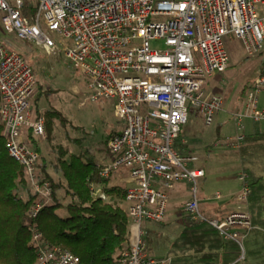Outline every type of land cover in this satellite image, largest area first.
I'll return each instance as SVG.
<instances>
[{
	"label": "built area",
	"instance_id": "1",
	"mask_svg": "<svg viewBox=\"0 0 264 264\" xmlns=\"http://www.w3.org/2000/svg\"><path fill=\"white\" fill-rule=\"evenodd\" d=\"M34 1L31 5L26 0H0L5 31L47 54L62 48L69 67L85 76L91 99L114 100V116L123 123L107 143L112 159L100 172L108 179L120 168L130 171L124 209L130 230L115 264H174L173 256L148 253L144 224L165 220L170 207L166 189L180 183L189 187L185 212L215 228L225 241L235 242L241 248L237 262L245 260L243 243L254 229L251 214L239 207L223 218L208 219L199 190L206 172L191 166L198 158L183 154L178 141L189 105L208 127L223 110V97L206 95L204 88L230 67L225 38L231 35L248 58L264 52V0ZM51 35H57L62 46ZM152 43L163 47L152 48ZM37 87L33 68L0 41V121L9 156L25 168L30 188L39 197L31 218L54 203L51 182L40 172L41 153L25 139L29 132L37 143L47 141L46 118L42 111L34 113L31 104ZM262 93L264 75L248 87L245 111L231 115L237 131L227 138L229 148H242L246 120L264 126ZM249 178L245 171L238 175L241 189L236 200L241 204H247L251 194ZM90 187L95 199H109L102 187ZM213 200L222 201L221 194L215 193ZM33 241L35 264H82L38 232Z\"/></svg>",
	"mask_w": 264,
	"mask_h": 264
},
{
	"label": "rangeland",
	"instance_id": "2",
	"mask_svg": "<svg viewBox=\"0 0 264 264\" xmlns=\"http://www.w3.org/2000/svg\"><path fill=\"white\" fill-rule=\"evenodd\" d=\"M8 1L13 4V0ZM26 2L35 4L34 0H26ZM31 13H35L34 8ZM1 18L0 12V41L7 49L23 56L33 68L37 78L38 87L31 104L34 113L42 111L46 118L47 141L38 144L41 147L42 164L46 165L50 178L56 183L63 180L55 168L61 151L66 154L67 159L71 155H82L97 164L101 161L107 163L111 153L106 141L113 132L123 126V123L117 121L114 116L115 101L109 99L93 101L85 76L69 67L61 51L62 48L56 54H47L43 49L19 39L15 34L7 33ZM41 25L45 27L43 18ZM51 36L62 46L57 35ZM61 41L64 45H71L69 40ZM225 45L230 56V67L208 80L204 88L206 95L217 94L223 97V110L216 116L214 124L208 127L203 115L189 105L188 121L182 128V136L190 142L193 141L189 144L179 141L180 145H178L181 148L185 145L189 148L188 152L183 149V154H193L192 156L198 158L197 162L191 164L192 167L203 168L206 172V177L199 181L200 199L205 196L212 200L214 194L219 192L222 196L221 203H226V207L232 210L241 207L254 217V229L249 232L243 243L246 259L240 264H264V179L260 180L259 176L264 172V141H261L259 148L255 149V156L247 155L250 147L242 146L239 150H233L227 146V138L237 131L232 123L231 114L245 111L246 91L264 70V52L246 57L241 46L231 35L225 38ZM154 47H163V43H152V48ZM40 94V100L36 101ZM260 99L264 102V93L261 94ZM50 111L60 114L63 121L51 113L46 116L45 113ZM47 120L51 124L47 125ZM218 122L220 128L217 127ZM245 123L246 130L259 126L253 124L251 120H246ZM241 171L248 173L251 183L253 181L257 183L251 186L247 204H241L236 200L241 189L238 179ZM129 173V169L126 168L113 171L108 184L126 189L129 185L120 183V180L129 177ZM261 187L263 189L259 192ZM166 192L172 197L178 192L183 194L182 197L190 195L189 189L187 194L185 184L175 185L173 189H166ZM19 194L26 198L27 190L21 187ZM58 196L63 204L69 203L63 190L58 192ZM173 200L162 226L148 222L144 226H146L145 241L148 245V253L156 257L173 256L176 260L183 257L184 252L186 256L191 253L187 250L183 252L181 249L178 251L175 247L182 231V222L187 215L184 210L187 199L173 198ZM201 202L202 207H205L204 202ZM115 204L125 210L128 207L127 203L121 201ZM204 213L208 219L214 216L211 209L205 210ZM59 214L62 217L66 216L64 211H60ZM147 238L150 243L147 242ZM239 254L241 255V248Z\"/></svg>",
	"mask_w": 264,
	"mask_h": 264
},
{
	"label": "trees",
	"instance_id": "3",
	"mask_svg": "<svg viewBox=\"0 0 264 264\" xmlns=\"http://www.w3.org/2000/svg\"><path fill=\"white\" fill-rule=\"evenodd\" d=\"M263 75L264 70L260 76ZM40 96L36 101L40 100ZM49 113L63 121L60 114L50 111L45 115ZM49 123L47 120V125ZM114 134L109 136L106 144ZM25 139L41 153V147L31 133L28 132ZM65 155L61 151L55 167L63 178L58 183L50 178L41 158L40 172L51 182L54 203L31 218L29 214L39 197L30 188L25 168L9 156L4 125L0 123V264H35L33 236L37 232L52 245L79 257L82 264L117 262L119 253L128 241L130 218L115 203L125 202L127 190L119 186L109 187L110 178H101L103 166L94 163V160H87L82 155H71L67 159ZM91 184L102 187L109 199H95ZM255 184L256 181L250 182V186ZM21 187L27 190L26 198L19 194ZM60 190H63L69 203H62L58 196ZM60 211H64L66 216L62 217ZM156 224L162 226L163 221ZM175 247L178 251L187 250L191 255L186 256L184 252V256L174 260V264H231L240 255V248L235 242L225 241L215 228L194 221L188 214L182 222V231Z\"/></svg>",
	"mask_w": 264,
	"mask_h": 264
},
{
	"label": "crops",
	"instance_id": "4",
	"mask_svg": "<svg viewBox=\"0 0 264 264\" xmlns=\"http://www.w3.org/2000/svg\"><path fill=\"white\" fill-rule=\"evenodd\" d=\"M220 113V112H219ZM218 113V114H219ZM217 114V115H218ZM216 115V116H217ZM232 115V114H231ZM252 122V121H251ZM233 123V122H232ZM253 124H255V125H258V124H256V123H254L253 122ZM260 126V125H259ZM259 126H253L251 129H248V130H246L245 129V132H246V140H245V143H246V145H244L243 144V146H247V148L248 147H250L249 148V152H248V154L247 155H252V156H255L256 155V153H255V149L256 148H259V145H260V142L261 141H264L263 139H264V126L263 127H259ZM217 127L218 128H220L221 127V125L219 124V122H218V125H217ZM121 130V128L119 129V130H117V131H115L114 133H118L119 131ZM179 141H183V143L184 144H189V143H191L190 141H188V140H186L185 138H183V136H182V134H181V136H180V138H179ZM179 141H178V144H179ZM247 141V142H246ZM181 143V142H180ZM180 145V144H179ZM178 145V146H179ZM180 147V146H179ZM182 149V151H183V149H185V151H189V148L185 145V147H183V148H181ZM181 149H179V150H181ZM245 149H246V147H245ZM181 151V152H182ZM192 151H194V150H192ZM183 153V152H182ZM193 155V154H192ZM256 157H258V156H256ZM111 159H112V156H110V159H109V161H107V163H105V161H101L100 163H99V165H106V164H108L110 161H111ZM102 165V166H103ZM242 165H243V163H242ZM264 171V170H263ZM261 178L260 179H264V172H263V174H261V175H259ZM110 180V179H109ZM129 177H127V178H121V180H120V183H126L127 185H130L129 183ZM110 183V182H109ZM180 184H185V183H180ZM179 184V185H180ZM178 185V184H177ZM186 185V189H187V194H188V189H189V187H188V185L187 184H185ZM112 185H109V187H111ZM263 188V187H262ZM263 192H264V190H263ZM263 194V193H262ZM169 195V194H168ZM182 193L181 192H178L177 194H176V196L175 197H172V196H170L169 195V198H170V205H171V202H173L174 200H173V198L175 199V200H177V199H180V198H186L187 199V201L189 200V197H190V195L189 196H186V197H182ZM201 201H203L204 203H203V206H205V207H202V202H201V208H202V210H203V212L205 211V210H208V209H211V211L213 212V214H214V216L213 217H218V218H223L224 216H226L228 213H230V212H232V211H236V210H232V209H229L228 207H226L225 206V204L226 203H221V201H214L213 199L211 200V199H208V198H205V196H204V198H201ZM213 201V202H212ZM214 202H216V203H214ZM124 203V202H123ZM251 207H252V203H251ZM249 208H250V205H249ZM248 208V209H249ZM256 208H257V210H258V205H256ZM238 210V209H237ZM248 211V210H247ZM249 212V211H248ZM250 213V212H249ZM252 216V215H251ZM254 217L252 216V219H253ZM253 221H254V219H253ZM240 257V256H239ZM239 257H238V259H239ZM237 259V260H238ZM245 259H246V257H245ZM237 260L234 262V263H231V264H236V263H238V264H240V262L241 261H239V262H237ZM242 261H244V260H242Z\"/></svg>",
	"mask_w": 264,
	"mask_h": 264
}]
</instances>
